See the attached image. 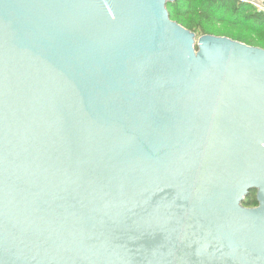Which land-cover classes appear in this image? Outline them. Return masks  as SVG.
Segmentation results:
<instances>
[{"label": "water", "instance_id": "water-1", "mask_svg": "<svg viewBox=\"0 0 264 264\" xmlns=\"http://www.w3.org/2000/svg\"><path fill=\"white\" fill-rule=\"evenodd\" d=\"M175 1L0 0V264H264V49Z\"/></svg>", "mask_w": 264, "mask_h": 264}, {"label": "trees", "instance_id": "trees-1", "mask_svg": "<svg viewBox=\"0 0 264 264\" xmlns=\"http://www.w3.org/2000/svg\"><path fill=\"white\" fill-rule=\"evenodd\" d=\"M168 9L173 21L202 36L212 35L209 29L210 24L235 18L237 23L248 25L253 31L262 33L261 35L264 33V13L239 0H176L168 6ZM235 41L264 49V43L261 45L262 43ZM251 196L245 201V206L257 205L256 199Z\"/></svg>", "mask_w": 264, "mask_h": 264}, {"label": "rangeland", "instance_id": "rangeland-1", "mask_svg": "<svg viewBox=\"0 0 264 264\" xmlns=\"http://www.w3.org/2000/svg\"><path fill=\"white\" fill-rule=\"evenodd\" d=\"M209 29L214 36L243 40L253 44L262 43L261 45H263L264 43V33L261 35L262 33L253 31L252 27L237 23L236 18L223 22H214L209 25ZM197 36L201 37L202 35L198 33ZM261 40L263 42H260Z\"/></svg>", "mask_w": 264, "mask_h": 264}, {"label": "crops", "instance_id": "crops-1", "mask_svg": "<svg viewBox=\"0 0 264 264\" xmlns=\"http://www.w3.org/2000/svg\"><path fill=\"white\" fill-rule=\"evenodd\" d=\"M239 1L247 3L255 7L257 11L264 13V0H239Z\"/></svg>", "mask_w": 264, "mask_h": 264}, {"label": "flooded vegetation", "instance_id": "flooded-vegetation-1", "mask_svg": "<svg viewBox=\"0 0 264 264\" xmlns=\"http://www.w3.org/2000/svg\"><path fill=\"white\" fill-rule=\"evenodd\" d=\"M251 195H252L251 197H252L253 199H256V192H253ZM256 206H257V205H255V206H250V207L252 208V207H256ZM247 207H249V206H247Z\"/></svg>", "mask_w": 264, "mask_h": 264}]
</instances>
